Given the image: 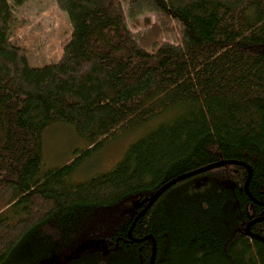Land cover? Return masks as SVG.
<instances>
[{
  "label": "trees",
  "instance_id": "obj_1",
  "mask_svg": "<svg viewBox=\"0 0 264 264\" xmlns=\"http://www.w3.org/2000/svg\"><path fill=\"white\" fill-rule=\"evenodd\" d=\"M27 1L0 0V264H150L148 235L153 264H264V220L249 227L263 239L244 232L264 216V0H55L71 32L41 66L10 36ZM167 19L176 44L161 39ZM53 123L87 145L49 167ZM139 129L111 168L74 178ZM220 160L250 165L247 192L240 164L187 177L128 238L162 185Z\"/></svg>",
  "mask_w": 264,
  "mask_h": 264
},
{
  "label": "rangeland",
  "instance_id": "obj_2",
  "mask_svg": "<svg viewBox=\"0 0 264 264\" xmlns=\"http://www.w3.org/2000/svg\"><path fill=\"white\" fill-rule=\"evenodd\" d=\"M17 12V16L22 18L23 23L10 36L17 44L26 48L28 63L33 66H41L58 61L62 55L64 42L71 32L67 13L57 6L55 0H28L18 8ZM146 18L149 26L157 22L152 13L142 16L140 22L145 23ZM128 25L134 32L145 27L143 25L133 27L129 20ZM159 27L162 31L161 39L163 41L173 44L178 42L181 31L178 23L167 19L159 21ZM156 121L158 119H155L147 127ZM143 130H134L111 140L82 165L75 173L74 178L82 180L94 173L111 168L121 158L131 140L141 135ZM86 145L70 125L53 123L46 129L43 137L42 154L45 165L49 167L63 165L73 158L75 149H82ZM202 185L206 191L210 190L207 184L202 183Z\"/></svg>",
  "mask_w": 264,
  "mask_h": 264
},
{
  "label": "water",
  "instance_id": "obj_3",
  "mask_svg": "<svg viewBox=\"0 0 264 264\" xmlns=\"http://www.w3.org/2000/svg\"><path fill=\"white\" fill-rule=\"evenodd\" d=\"M226 164H240L242 166H244L248 172V175H247V179H246V182H245V185H244V188H245V191L247 192V187H248V183H249V180L251 178V174H252V170H251V167L250 165L246 164V163H243V162H239V161H236V160H220L218 162H214V163H211V164H208V165H205L203 167H200L198 169H195V170H192L190 172H187L185 174H182L180 176H177L175 177L174 179L166 182L164 185H162L150 198H148L146 201H145V205L144 207L137 213V215L135 216L129 230H128V238L131 239V240H135V241H139L140 239H135L131 236V228L132 226L134 225L135 221L138 219V217L159 197L160 194H162L166 189H168L170 186H172L173 184L179 182L180 180L182 179H185L187 177H191L193 175H196V174H199V173H202V172H205V171H208V170H211L213 168H216L218 166H222V165H226ZM253 202H258L256 201L255 199H252ZM261 220H264V216L262 217H257V218H254L252 220H250L249 222H247V224L245 225L244 227V231L247 235H249L250 237H254V238H260V239H263L262 237H260L259 235L257 234H254L252 233L250 230H249V227L251 224L255 223V222H258V221H261ZM146 238H149L152 240V243H153V252H152V255H151V259H150V264H153V260H154V256H155V249H156V244H155V240L153 238V236L151 235H148L146 236ZM264 240V239H263Z\"/></svg>",
  "mask_w": 264,
  "mask_h": 264
},
{
  "label": "flooded vegetation",
  "instance_id": "obj_4",
  "mask_svg": "<svg viewBox=\"0 0 264 264\" xmlns=\"http://www.w3.org/2000/svg\"><path fill=\"white\" fill-rule=\"evenodd\" d=\"M253 224H254V223H253ZM251 225H252V224H251ZM251 225H250V226H251Z\"/></svg>",
  "mask_w": 264,
  "mask_h": 264
},
{
  "label": "bare ground",
  "instance_id": "obj_5",
  "mask_svg": "<svg viewBox=\"0 0 264 264\" xmlns=\"http://www.w3.org/2000/svg\"><path fill=\"white\" fill-rule=\"evenodd\" d=\"M245 232V231H244Z\"/></svg>",
  "mask_w": 264,
  "mask_h": 264
}]
</instances>
